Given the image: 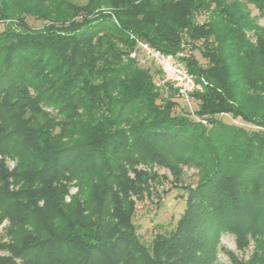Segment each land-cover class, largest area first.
Segmentation results:
<instances>
[{
    "label": "trees",
    "instance_id": "obj_1",
    "mask_svg": "<svg viewBox=\"0 0 264 264\" xmlns=\"http://www.w3.org/2000/svg\"><path fill=\"white\" fill-rule=\"evenodd\" d=\"M249 4L264 15V0H0L14 20L0 33V264H209L221 234L252 248L238 264H264V25ZM135 39L185 53L194 116L129 56ZM183 168L200 173L183 214L144 244L136 203Z\"/></svg>",
    "mask_w": 264,
    "mask_h": 264
},
{
    "label": "rangeland",
    "instance_id": "obj_2",
    "mask_svg": "<svg viewBox=\"0 0 264 264\" xmlns=\"http://www.w3.org/2000/svg\"><path fill=\"white\" fill-rule=\"evenodd\" d=\"M69 1L76 4H83L86 0ZM36 5L34 3L28 4L31 9ZM37 6L43 5L38 4ZM248 9L252 16H259L258 11L251 4L248 5ZM13 21L14 20H5L3 22V20L0 19V33ZM26 21L27 24L34 29L42 26L41 21L33 19L30 16L26 17ZM258 24L264 25V15L259 16ZM181 53L185 58V53ZM193 54L200 59L197 51H194ZM140 59L143 61L142 56ZM143 64L155 69L154 65L148 60H144ZM157 78H159V73ZM171 91L173 92V90ZM192 107L194 110V105ZM217 117L225 121L234 120V117L228 113H219ZM2 162L9 170L14 166V161L9 158L3 159ZM159 174L164 175L166 178L161 179L160 183L156 184L153 196L136 203L137 211L134 217V223L136 226V233L144 244L149 243L157 233H166L174 228L185 209L186 195L197 183L200 173L196 169L183 168L181 178L178 182H174L167 171L160 170ZM73 191L74 189H72V192ZM3 226L4 223L0 225V242L6 240ZM214 249L215 251L213 256L211 255L209 259V264H238L246 260L250 256L252 250L251 247L239 250L235 245L233 236L229 234H221ZM3 256V252L0 251V258Z\"/></svg>",
    "mask_w": 264,
    "mask_h": 264
},
{
    "label": "built area",
    "instance_id": "obj_3",
    "mask_svg": "<svg viewBox=\"0 0 264 264\" xmlns=\"http://www.w3.org/2000/svg\"><path fill=\"white\" fill-rule=\"evenodd\" d=\"M134 41L136 50L132 51L129 56L135 58L140 54L143 61H150L160 73L158 84L168 85L175 90L177 98L189 111L190 115L194 116L193 94L202 92V84L197 82L195 76L188 71L183 62V54L181 52L175 54L164 53L146 42L138 39ZM201 122L204 123L203 120Z\"/></svg>",
    "mask_w": 264,
    "mask_h": 264
}]
</instances>
